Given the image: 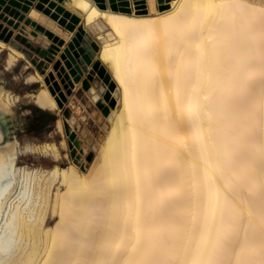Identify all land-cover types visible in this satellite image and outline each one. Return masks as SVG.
I'll use <instances>...</instances> for the list:
<instances>
[{"label":"bare ground","instance_id":"1","mask_svg":"<svg viewBox=\"0 0 264 264\" xmlns=\"http://www.w3.org/2000/svg\"><path fill=\"white\" fill-rule=\"evenodd\" d=\"M137 1L45 2L78 14L76 30L27 11L62 49L80 26L95 34L120 94L112 106L89 82L110 121L90 165L22 164L60 160L67 139L21 142V95L0 69V264H264V0ZM5 49L18 73L25 52L0 37ZM27 80L38 106L62 108L43 72Z\"/></svg>","mask_w":264,"mask_h":264},{"label":"rangeland","instance_id":"2","mask_svg":"<svg viewBox=\"0 0 264 264\" xmlns=\"http://www.w3.org/2000/svg\"><path fill=\"white\" fill-rule=\"evenodd\" d=\"M166 1L167 0H164L163 4H167ZM134 2L135 6L137 1L134 0ZM159 5L161 6V4ZM14 18L17 22H19L18 27L1 18L0 25H2L3 28L9 27L10 30H13L12 39L9 42L12 43L13 41H17L21 45L20 48L25 52L26 58L18 62V73L10 71L6 68V60L9 54V49H5L1 55L0 69L7 77V81L5 83L6 87L21 95V99L16 105H14L18 116L23 121L18 128V137L23 144L28 142H43L53 140L60 143L63 138L66 137L67 139V146L63 147L62 160H55L51 154L42 152H28L21 155L20 163H28L32 166L41 165L43 167H51L56 162H59L62 165H67L71 161L76 160L79 161L83 166L90 165L92 160L89 157L92 154L93 157L97 154V150L101 146V140L107 133L106 124L110 125V121L107 120L103 108L98 104V102L93 100L88 88H86L84 85L83 79L84 77H88V74L86 73L82 80L78 81L77 83L75 82L74 86L70 84L68 79L66 82H63V77L59 75V70H57L54 66L58 59H63L61 53L64 51L65 47L57 54L56 58L50 61L45 55L41 54L40 50H49L54 41L42 34H39L34 27L30 26V23L27 22L26 18ZM63 26L68 28L65 25ZM87 32L91 33L93 38L97 40L95 34H93L91 31ZM72 39L73 37L68 39L66 47L68 46L69 41ZM85 40L88 41L87 38H85ZM28 41H31V44H28ZM96 59L99 58L95 57V60ZM102 63L108 68L106 63L103 61ZM47 64H49V67H47ZM90 68H93V65H91ZM36 70L43 72L45 74V78L46 75L50 73V71H55L57 77L62 82L63 89L68 95L65 107L61 108L60 110L45 109L38 106L33 101L32 92L41 86V82L32 84L27 80V76ZM101 81L107 85V92H109L110 96L117 98L120 92H114V90H111L109 84L106 83L103 78ZM90 82L98 88L103 96H105V94H103L102 90L94 83L93 80H90ZM66 83H69V86H66ZM69 89H71L70 92ZM59 93L60 92L57 91V94ZM107 101L110 104V101ZM79 105H81L84 109L83 113L77 111ZM40 109H43L45 112L41 111ZM66 109L71 110L70 115L65 113ZM74 116H77V120L75 122L72 121ZM59 120H63V127L59 126ZM68 126L72 131L76 132L77 139L81 143V145L78 146L74 140L73 145L77 150L75 155L72 153V139L70 133L67 130Z\"/></svg>","mask_w":264,"mask_h":264},{"label":"water","instance_id":"3","mask_svg":"<svg viewBox=\"0 0 264 264\" xmlns=\"http://www.w3.org/2000/svg\"><path fill=\"white\" fill-rule=\"evenodd\" d=\"M27 3L22 5L19 1L12 0L9 2L8 5L3 6L8 2V0H0V18L4 19L5 21H8L10 24L15 25L16 27L19 26V22L16 21V18L20 19H27V22L30 23V19L27 17V11L31 9V5L35 4L37 1V6L41 9H44L47 13L51 14L56 19H59V21L67 26L71 30H76L77 23L81 21V17L76 14L74 15L73 21H68L66 16H61L60 12L65 9L64 4H59L57 11H53L51 6H46L45 2L47 0H26ZM99 3L107 7L109 4L116 8V9H123V10H133L132 7V0H98ZM137 1V0H136ZM147 1V0H145ZM161 2V7L167 6L166 4H163L164 0H159ZM138 3V1H137ZM147 4H145L146 6ZM71 13L70 10H67L65 12L66 15H69ZM14 16V17H11ZM13 30H10L9 27H4L0 25V37L5 38L7 41H10L12 39ZM85 38L88 39V41L85 40ZM25 39V38H24ZM14 45L21 46L17 41L12 42ZM28 44H31V41H28ZM65 44L64 40H61L59 43L53 42L52 46L49 50H40L42 55H45L50 61L54 58H56L57 54L62 50V46ZM99 46L96 42V40L93 38L91 33H88L84 26H80L79 29L76 31V34L74 35L73 39L69 41L68 46L65 47L64 51L61 53L62 58L64 59H58L55 63V68L59 70V75L62 78L63 82H66L68 79L70 84L72 86L75 85V80H82L85 74H88V77H84V85L86 88H89V82L90 80H93L94 83L102 90L103 94H105V97L107 100L110 101V104L112 106L116 105L117 98H113L110 96L109 92H107V85L101 81L103 78L106 83L109 84L111 90H114L116 88V82L112 80L111 72L108 71V68L102 63L99 59H94L97 54ZM74 62L77 69H67V66L71 67V63ZM93 65V68H90V66ZM47 67H49V64H47ZM69 67V68H70ZM72 73L74 75V79L72 78ZM64 75V76H63ZM46 80L49 83L51 89L53 92L57 93V91L60 92L58 95V100L61 105V107H65L66 101L68 99V95L66 91L63 89V85L61 80L57 77L55 71H50L48 75H46ZM66 86H69V83H66ZM71 89H69V92ZM105 113L109 112V105L99 104ZM65 113L67 115L71 114L70 109H66ZM0 119L5 125V121L3 119V116L0 112ZM68 132L71 135V146L73 148L72 153L73 155L76 154V149L74 148L73 142L75 140L76 144L78 146L81 145L80 141L77 139V135L75 131H72L71 128L67 127ZM82 156V155H80ZM91 160L93 159V154L89 157Z\"/></svg>","mask_w":264,"mask_h":264},{"label":"trees","instance_id":"4","mask_svg":"<svg viewBox=\"0 0 264 264\" xmlns=\"http://www.w3.org/2000/svg\"><path fill=\"white\" fill-rule=\"evenodd\" d=\"M41 111L45 112L43 109H40Z\"/></svg>","mask_w":264,"mask_h":264}]
</instances>
